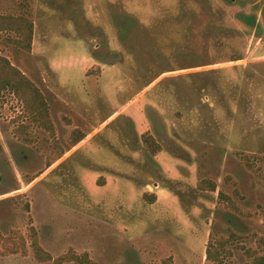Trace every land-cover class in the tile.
<instances>
[{
	"label": "rangeland",
	"instance_id": "rangeland-1",
	"mask_svg": "<svg viewBox=\"0 0 264 264\" xmlns=\"http://www.w3.org/2000/svg\"><path fill=\"white\" fill-rule=\"evenodd\" d=\"M0 14L33 21L35 52L0 32V54L53 124L0 97V237L28 250L0 238V264H56L35 259L31 227L53 258L93 264L264 255V0H0ZM75 130L86 137L72 146Z\"/></svg>",
	"mask_w": 264,
	"mask_h": 264
},
{
	"label": "trees",
	"instance_id": "trees-1",
	"mask_svg": "<svg viewBox=\"0 0 264 264\" xmlns=\"http://www.w3.org/2000/svg\"><path fill=\"white\" fill-rule=\"evenodd\" d=\"M33 29V21L26 15L0 14V32H13L16 37L10 38V41L18 48H24L27 52L31 51ZM5 91L12 92L22 100L25 110L34 123L45 128L48 132L53 133V124L50 119L48 104L43 93L21 70L14 66L7 57L0 54V97ZM74 133H76L77 136L73 138L72 146L76 145L86 137V134L83 132L77 133V130H75ZM142 141L152 155L157 154L160 150L159 144L149 134H142ZM32 180L33 179L30 181ZM198 186L202 190L209 191H215L217 188L214 182H209L207 185H203V182H201ZM220 195L222 196L223 194L220 193ZM149 200L153 203L156 201V196L150 195ZM228 233V238L237 239L238 235L233 231H228ZM29 237L33 255L39 262L53 260L56 264L66 262L93 264V262L87 258V254L78 255L70 251L53 258L51 254L41 247L34 227L30 228ZM1 240L3 241L6 253H21L22 255H27L28 250L26 240L21 234L16 235L13 232L8 237L1 238ZM215 245L217 248L214 251L211 249V244L208 243L206 248L207 259H218V249H223L225 241L216 240ZM249 258L250 261L246 264H264V255L249 252ZM163 264L168 263L164 262Z\"/></svg>",
	"mask_w": 264,
	"mask_h": 264
},
{
	"label": "crops",
	"instance_id": "crops-1",
	"mask_svg": "<svg viewBox=\"0 0 264 264\" xmlns=\"http://www.w3.org/2000/svg\"><path fill=\"white\" fill-rule=\"evenodd\" d=\"M34 52H35L34 49H31V54L34 53ZM85 134H86V133H85Z\"/></svg>",
	"mask_w": 264,
	"mask_h": 264
}]
</instances>
